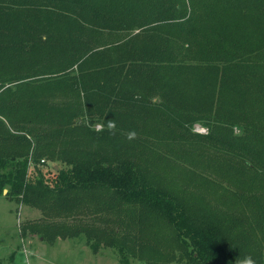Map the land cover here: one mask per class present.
<instances>
[{"label": "trees", "instance_id": "16d2710c", "mask_svg": "<svg viewBox=\"0 0 264 264\" xmlns=\"http://www.w3.org/2000/svg\"><path fill=\"white\" fill-rule=\"evenodd\" d=\"M44 156L54 184L25 191L91 200L122 255L175 232L191 264H243L264 232V0H0V189ZM206 184L218 214L191 221Z\"/></svg>", "mask_w": 264, "mask_h": 264}, {"label": "rangeland", "instance_id": "374dc122", "mask_svg": "<svg viewBox=\"0 0 264 264\" xmlns=\"http://www.w3.org/2000/svg\"><path fill=\"white\" fill-rule=\"evenodd\" d=\"M43 159L35 167L34 162H28L19 194L7 193L8 188L6 192L0 189V264H191L190 249L181 244L175 232L166 233L163 256L134 251L122 255L114 240L101 235L108 215L91 200L65 212L56 207L47 192H26V185L36 184L37 179L43 178L48 186L54 184L53 168L63 164L58 156ZM182 186L184 180L179 177L172 189L183 194ZM193 192L196 203L190 207L182 204L191 221L210 217L209 213L218 214L211 208L218 197L213 184L198 186ZM256 240L257 247L243 250L244 259L251 257L255 262H264V232Z\"/></svg>", "mask_w": 264, "mask_h": 264}, {"label": "clouds", "instance_id": "9594fccd", "mask_svg": "<svg viewBox=\"0 0 264 264\" xmlns=\"http://www.w3.org/2000/svg\"><path fill=\"white\" fill-rule=\"evenodd\" d=\"M109 127H114V124L110 123V124H109ZM133 135H135V133H131V134H130V138H131V136H133ZM243 264H255V261H254V259H252L251 257H247V258L245 259V261L243 262Z\"/></svg>", "mask_w": 264, "mask_h": 264}, {"label": "built area", "instance_id": "2783aa9c", "mask_svg": "<svg viewBox=\"0 0 264 264\" xmlns=\"http://www.w3.org/2000/svg\"><path fill=\"white\" fill-rule=\"evenodd\" d=\"M196 130L201 131V132H204L205 131V129L204 128H201L200 126H196ZM43 160L44 159H42V161ZM29 162H31V160H29Z\"/></svg>", "mask_w": 264, "mask_h": 264}, {"label": "water", "instance_id": "95a60500", "mask_svg": "<svg viewBox=\"0 0 264 264\" xmlns=\"http://www.w3.org/2000/svg\"><path fill=\"white\" fill-rule=\"evenodd\" d=\"M3 191H4V192H6V190H5V189H4Z\"/></svg>", "mask_w": 264, "mask_h": 264}]
</instances>
